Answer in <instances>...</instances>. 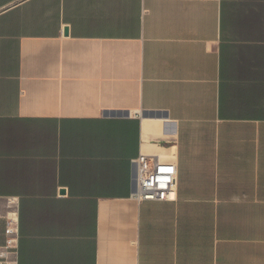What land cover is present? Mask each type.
Returning <instances> with one entry per match:
<instances>
[{
    "label": "crops",
    "instance_id": "crops-1",
    "mask_svg": "<svg viewBox=\"0 0 264 264\" xmlns=\"http://www.w3.org/2000/svg\"><path fill=\"white\" fill-rule=\"evenodd\" d=\"M141 154L171 200L134 197ZM11 239L8 264H264V0H0Z\"/></svg>",
    "mask_w": 264,
    "mask_h": 264
},
{
    "label": "built area",
    "instance_id": "built-area-1",
    "mask_svg": "<svg viewBox=\"0 0 264 264\" xmlns=\"http://www.w3.org/2000/svg\"><path fill=\"white\" fill-rule=\"evenodd\" d=\"M133 182L134 197L139 201L171 200L175 194L178 179V169L173 163H163L152 156L141 154L134 162ZM13 228L8 229L12 233ZM15 240L0 247V264H8L9 256L13 254Z\"/></svg>",
    "mask_w": 264,
    "mask_h": 264
}]
</instances>
